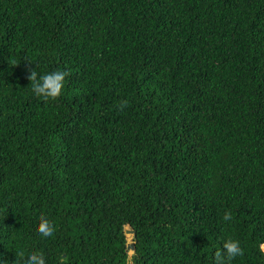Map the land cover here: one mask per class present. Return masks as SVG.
I'll return each mask as SVG.
<instances>
[{"label":"trees","instance_id":"trees-1","mask_svg":"<svg viewBox=\"0 0 264 264\" xmlns=\"http://www.w3.org/2000/svg\"><path fill=\"white\" fill-rule=\"evenodd\" d=\"M229 238L264 264V0H0V264H214Z\"/></svg>","mask_w":264,"mask_h":264},{"label":"clouds","instance_id":"clouds-1","mask_svg":"<svg viewBox=\"0 0 264 264\" xmlns=\"http://www.w3.org/2000/svg\"><path fill=\"white\" fill-rule=\"evenodd\" d=\"M28 64L31 65L32 63L28 62ZM35 69L29 67L26 77L31 82L30 87L32 92L44 101L57 100L62 95L65 78L70 73L68 71H55L39 75ZM128 106L129 102L127 100H122L117 105L121 111ZM232 219L231 211L225 212L223 220L231 221ZM36 231L41 237L47 238L54 234L55 225L44 215H41ZM261 252H264V245H261ZM243 255L244 250L240 246L239 241L229 238L223 243L222 250L215 252L214 264H231L236 257ZM15 264H46V260L42 252L34 251L28 254L27 257H25L24 252H18Z\"/></svg>","mask_w":264,"mask_h":264},{"label":"water","instance_id":"water-1","mask_svg":"<svg viewBox=\"0 0 264 264\" xmlns=\"http://www.w3.org/2000/svg\"><path fill=\"white\" fill-rule=\"evenodd\" d=\"M125 234H126V236L131 235L133 237L131 239V241L128 242V244H127V249L129 251V255L132 256L135 253V245H136L135 242H134V237H135L134 230L131 227H129V229L125 230Z\"/></svg>","mask_w":264,"mask_h":264},{"label":"rangeland","instance_id":"rangeland-1","mask_svg":"<svg viewBox=\"0 0 264 264\" xmlns=\"http://www.w3.org/2000/svg\"><path fill=\"white\" fill-rule=\"evenodd\" d=\"M127 229H129V227H127L126 230ZM127 238H128V242H130L133 237L132 236L130 237V235H129V236H127Z\"/></svg>","mask_w":264,"mask_h":264}]
</instances>
